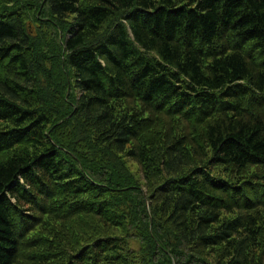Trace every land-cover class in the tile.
Masks as SVG:
<instances>
[{
  "label": "trees",
  "instance_id": "16d2710c",
  "mask_svg": "<svg viewBox=\"0 0 264 264\" xmlns=\"http://www.w3.org/2000/svg\"><path fill=\"white\" fill-rule=\"evenodd\" d=\"M0 264H264V0H0Z\"/></svg>",
  "mask_w": 264,
  "mask_h": 264
},
{
  "label": "rangeland",
  "instance_id": "374dc122",
  "mask_svg": "<svg viewBox=\"0 0 264 264\" xmlns=\"http://www.w3.org/2000/svg\"><path fill=\"white\" fill-rule=\"evenodd\" d=\"M131 167L134 169L135 168V166L131 163ZM131 242V241H130ZM131 244H133L132 242H131Z\"/></svg>",
  "mask_w": 264,
  "mask_h": 264
},
{
  "label": "bare ground",
  "instance_id": "6f19581e",
  "mask_svg": "<svg viewBox=\"0 0 264 264\" xmlns=\"http://www.w3.org/2000/svg\"><path fill=\"white\" fill-rule=\"evenodd\" d=\"M47 206V205H46Z\"/></svg>",
  "mask_w": 264,
  "mask_h": 264
}]
</instances>
